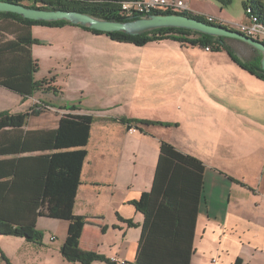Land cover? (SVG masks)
Listing matches in <instances>:
<instances>
[{
	"label": "trees",
	"instance_id": "trees-1",
	"mask_svg": "<svg viewBox=\"0 0 264 264\" xmlns=\"http://www.w3.org/2000/svg\"><path fill=\"white\" fill-rule=\"evenodd\" d=\"M0 1L17 4L28 1V7L31 8L73 11L116 22L141 18H127L122 14L123 3L139 0ZM214 1L223 7H228L233 2ZM242 7L247 18L253 17L264 26L263 0H242ZM248 9L251 10L250 15L246 14ZM157 14L183 15L208 25L236 31L190 12ZM1 22L15 24L17 30L10 32L9 26H0V87L20 95L24 100L33 98L38 93L61 97L60 88L52 86L47 80L38 82L34 78L38 64L33 57L32 48L38 41L33 38L32 28L73 25L66 21H32L12 13H0ZM76 27L93 35H104L114 42L136 47L170 40L182 47L209 48L210 52L225 51L242 69L264 81L260 63L262 56L259 54L251 61H242L229 44L234 39L173 28L132 36L122 32L102 33L88 27ZM36 107L37 109L31 108L27 113L0 112V236L22 238L29 243L41 245L43 235L37 229L38 220L47 218L65 221L68 223V230L61 248L65 261L79 264H118L103 255L81 250L80 240L85 217L74 213L83 166L88 155L93 116L68 113L60 118L55 129L26 130L29 118L42 113L40 105ZM62 109L70 112L81 110L75 105ZM110 121L142 134H145L144 126H172L169 123L140 119L111 118ZM204 173L205 165L200 160L180 152L170 143L160 142L152 187L140 199L131 202L144 216L143 223L137 225L132 220L120 218L131 227H141L133 264H191L195 226L204 190Z\"/></svg>",
	"mask_w": 264,
	"mask_h": 264
},
{
	"label": "crops",
	"instance_id": "crops-1",
	"mask_svg": "<svg viewBox=\"0 0 264 264\" xmlns=\"http://www.w3.org/2000/svg\"><path fill=\"white\" fill-rule=\"evenodd\" d=\"M182 1L188 5V12L195 15L213 17L231 24L248 23L245 12L243 17L237 19L227 7L216 1L220 6L209 7L208 2V7L200 8L196 6V0ZM66 27H72L79 37L94 42L87 38L91 33L76 26ZM91 35L97 38L104 36ZM162 42H170L182 50L193 48L182 47L170 40ZM234 50L236 51L235 48ZM220 53L225 52L193 56L191 59L195 63H230L233 69L225 73L226 79L230 77L238 83L248 81L264 85L263 80L242 69L230 56L224 60ZM237 56L244 61L238 53ZM221 87L219 98L215 97V93L204 90L211 102L209 107L199 113L193 106L181 116L175 112L166 114L163 118L145 117L144 120L179 124L175 127L144 126L145 134L134 129L127 130L125 126L109 121L103 114L101 119L104 125L112 123L118 126L108 136L105 129V134L96 132L99 140L96 156L89 151L92 133L87 146L88 155L74 207L76 215L85 217L80 240L81 250L103 255L118 263L135 262L141 227H131L120 218L132 220L137 225L143 223L144 216L131 202L140 199L144 192L151 189L160 142L166 141L205 165L204 190L195 226L191 264H264V103L251 105L240 103L236 99L233 104H229L224 102L225 93ZM75 114L90 115L82 110ZM230 116L236 119L230 120ZM26 130L40 128H28L27 125ZM134 136L143 141L146 147L143 153L148 161L130 167L124 165V156L126 144ZM119 141H123V151L118 145ZM119 153V163L116 166V156ZM156 157L157 162L154 161ZM39 220L37 229L44 232L38 226ZM48 220H51L50 225L64 223L68 230L67 222ZM65 239L58 246L52 245L53 257H62L61 248ZM57 240L55 236L50 238L52 242ZM49 251L46 250L45 255H49Z\"/></svg>",
	"mask_w": 264,
	"mask_h": 264
},
{
	"label": "rangeland",
	"instance_id": "rangeland-1",
	"mask_svg": "<svg viewBox=\"0 0 264 264\" xmlns=\"http://www.w3.org/2000/svg\"><path fill=\"white\" fill-rule=\"evenodd\" d=\"M208 2L209 7L218 5L214 0H196L195 4L199 8L208 7ZM22 4L28 6L30 2ZM227 8L237 19L244 16L242 0H233ZM5 25L9 26L10 32L17 30L15 24L0 23V26ZM71 28H32L33 38L38 41L32 48L33 57L38 64L34 78L38 82L47 80L52 86L60 88L61 97L38 93L33 98L24 100L20 95L0 87V112L27 113L40 105L42 113L29 118L28 128L55 129L62 116L77 113L62 108L75 105L95 118L89 147L91 155L96 156V147L99 146L96 132L100 133L105 129L108 136L118 126L112 123L104 125L101 119L103 114L110 121L111 118H163L166 114L175 112L181 116L193 106L199 113L209 107L211 102L204 90L215 93V97L219 98L221 85L225 93L224 102L233 104L237 99L244 104L264 103V85L248 81L238 83L230 77L226 79L225 73L233 69L230 63H195L191 59L193 56H208L219 52H206L201 47L182 50L170 42L136 47L114 42L106 36L97 38L91 34L87 38L94 42H88ZM260 41L264 42V35L260 37ZM229 44L244 61L261 55L251 46L239 41H229ZM220 54L224 56V60L229 57L227 52ZM220 76L224 78L221 79ZM52 105L56 108H52ZM229 119L234 120L236 117L230 116ZM169 124L172 125L170 127L179 125ZM118 145L122 147L123 141H119ZM145 148L140 138L132 137L126 144L124 165L133 167L148 161L143 153ZM121 150L123 151V147ZM119 155L120 153L116 156V166ZM154 161L157 162V157ZM50 221L44 218L39 220L38 226L44 229L41 245L29 243L22 238L0 236V264H79L67 262L60 255L53 257L52 245H60L67 229L64 223L50 225ZM52 236L58 240L50 241ZM46 250H50L49 255H45Z\"/></svg>",
	"mask_w": 264,
	"mask_h": 264
},
{
	"label": "water",
	"instance_id": "water-1",
	"mask_svg": "<svg viewBox=\"0 0 264 264\" xmlns=\"http://www.w3.org/2000/svg\"><path fill=\"white\" fill-rule=\"evenodd\" d=\"M0 13L17 14L25 19L40 22L66 21L73 26L88 27L102 33L122 32L128 35H143L154 30L173 28L184 29L212 37H224L244 42L261 53V69L264 71V42L223 27L208 25L195 18L178 14H151L129 22H116L97 19L92 16L62 10L31 8L23 4L0 1Z\"/></svg>",
	"mask_w": 264,
	"mask_h": 264
},
{
	"label": "built area",
	"instance_id": "built-area-1",
	"mask_svg": "<svg viewBox=\"0 0 264 264\" xmlns=\"http://www.w3.org/2000/svg\"><path fill=\"white\" fill-rule=\"evenodd\" d=\"M163 12H174V13H184L188 12V5L182 1H169V0H139L133 2H125L122 5V14L127 17H145L151 14ZM247 15L251 14V10L246 11ZM211 23L231 26V29L243 34L244 36L260 41V37L264 35V26L257 22L255 18H248L247 24H231L226 23L221 19H216L213 17H206ZM230 28V27H229ZM206 52H210L209 48H204ZM116 262V261H115ZM118 263V262H117ZM118 264H126L125 261L119 262Z\"/></svg>",
	"mask_w": 264,
	"mask_h": 264
}]
</instances>
